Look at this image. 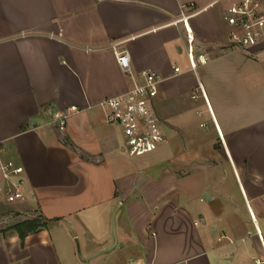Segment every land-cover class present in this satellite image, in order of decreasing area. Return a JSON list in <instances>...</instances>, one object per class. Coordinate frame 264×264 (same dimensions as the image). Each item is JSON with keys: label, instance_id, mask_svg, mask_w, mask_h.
Wrapping results in <instances>:
<instances>
[{"label": "crops", "instance_id": "0c3cea01", "mask_svg": "<svg viewBox=\"0 0 264 264\" xmlns=\"http://www.w3.org/2000/svg\"><path fill=\"white\" fill-rule=\"evenodd\" d=\"M237 1L0 0V161L30 194L0 204L30 216L0 264H264V41L229 48ZM116 50L163 78L166 142L136 162L100 105L131 86Z\"/></svg>", "mask_w": 264, "mask_h": 264}, {"label": "built area", "instance_id": "2783aa9c", "mask_svg": "<svg viewBox=\"0 0 264 264\" xmlns=\"http://www.w3.org/2000/svg\"><path fill=\"white\" fill-rule=\"evenodd\" d=\"M227 22L231 27L229 48L246 52L264 41V9L259 0H238L227 9ZM116 57L122 71L131 79L124 94L101 102L110 123L118 125L123 133V150L130 157H141L158 150L166 136L155 108L163 78L150 70L135 72L127 51H117ZM205 54H199L192 70L208 63ZM175 73H181L175 67ZM77 111V108H72ZM64 130L66 117L59 121ZM0 204L25 203L30 194L27 189L26 170L13 160L0 161ZM199 223L196 222V225ZM261 264V263H259Z\"/></svg>", "mask_w": 264, "mask_h": 264}, {"label": "rangeland", "instance_id": "374dc122", "mask_svg": "<svg viewBox=\"0 0 264 264\" xmlns=\"http://www.w3.org/2000/svg\"><path fill=\"white\" fill-rule=\"evenodd\" d=\"M162 127H163V125H162ZM126 155H128V154H126ZM147 155H149V154H147ZM147 155H144V156H147ZM144 156H141V157L143 158ZM141 157H132L129 159H131L130 161L136 162L137 160L141 159ZM27 213H28L27 210H22V212H20V211L15 210V207L11 206V205H6V206L0 207V228L3 229L4 227H7L9 224L7 222L8 220H13L12 223H14L18 219L21 220L23 218H29L30 216Z\"/></svg>", "mask_w": 264, "mask_h": 264}, {"label": "trees", "instance_id": "16d2710c", "mask_svg": "<svg viewBox=\"0 0 264 264\" xmlns=\"http://www.w3.org/2000/svg\"><path fill=\"white\" fill-rule=\"evenodd\" d=\"M45 226L46 223H44L41 219L37 218L26 220L19 224H16L10 227V230L16 231L22 239H25V237L30 233L36 232Z\"/></svg>", "mask_w": 264, "mask_h": 264}]
</instances>
